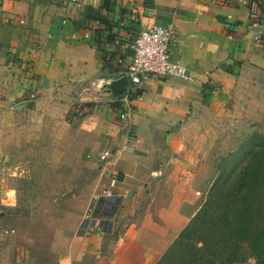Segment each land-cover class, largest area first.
Returning a JSON list of instances; mask_svg holds the SVG:
<instances>
[{
  "label": "crops",
  "instance_id": "obj_1",
  "mask_svg": "<svg viewBox=\"0 0 264 264\" xmlns=\"http://www.w3.org/2000/svg\"><path fill=\"white\" fill-rule=\"evenodd\" d=\"M153 26L172 27L171 59L189 68L193 82L144 79L132 99L115 96L111 83L129 74L136 41ZM259 80L264 0H0V192L8 180L7 147L22 118L99 105L87 123L96 157L108 153L103 172L111 195L101 200L110 207H97L100 230L87 220L83 232L99 247L106 240L108 264H138L147 244L140 227L184 229L194 201L183 197L210 184L201 158L207 152L198 147L212 123L208 115L217 120L242 93H252L245 84ZM1 236L0 264H36L27 248ZM58 262L76 264L68 257ZM42 264L52 263L45 257Z\"/></svg>",
  "mask_w": 264,
  "mask_h": 264
},
{
  "label": "rangeland",
  "instance_id": "obj_2",
  "mask_svg": "<svg viewBox=\"0 0 264 264\" xmlns=\"http://www.w3.org/2000/svg\"><path fill=\"white\" fill-rule=\"evenodd\" d=\"M243 88L244 91L252 89V93H242L243 98H236L238 104L227 108L224 114L220 112L217 120L212 113L208 115L212 123H206L209 131L203 132L200 140L205 142L198 147L207 152L201 158L211 175L210 184L201 195L183 197L194 201L193 206L189 204L188 214L190 217L192 212L193 217L184 229H172L170 234L164 226L154 225L153 233L141 226L140 240L147 244L140 246L138 264H151L168 254L174 261L165 264H211L214 261L225 264V258L231 254L230 249L225 253L224 246L230 244L221 234L225 229L216 226L209 230L194 224L193 220L204 210L217 178L222 174L235 178L238 169L246 167L253 153L264 146V81L245 84ZM98 106L82 104L67 116H48L44 110H39L22 118L11 148L7 147L2 171L8 180L4 183L5 191L0 192V239L3 233L4 240L16 243L19 250L27 248L35 255L32 259H36V264H42L45 257L46 262L52 264L65 257L76 264L82 260L86 264H106V240L99 247L94 237L87 240V233L83 232L91 210L110 207L107 202L101 204L108 193L103 172L105 160L95 155V134L87 123L99 111ZM233 153L241 160V168L235 167L236 162L230 156ZM220 183L216 190L224 188L223 181ZM219 200L215 207H221L222 195ZM188 228L191 235L187 234L185 245L176 247L179 235ZM237 250L239 259L235 264H256L247 243H242ZM20 252L27 256L25 251Z\"/></svg>",
  "mask_w": 264,
  "mask_h": 264
},
{
  "label": "trees",
  "instance_id": "obj_3",
  "mask_svg": "<svg viewBox=\"0 0 264 264\" xmlns=\"http://www.w3.org/2000/svg\"><path fill=\"white\" fill-rule=\"evenodd\" d=\"M107 8L110 6L105 3L104 9ZM107 68L112 70L113 66L108 63ZM132 93L131 89L128 93L131 99L133 98ZM134 94L141 95L142 91H136ZM230 156L236 162L235 167L240 166L241 168V160L237 155L233 153ZM251 159L246 167L244 166L242 170L238 169L239 173L235 178H232L230 174H226L225 177L222 174L217 178L204 210L202 209L193 220L194 224L202 228L213 229L215 227L216 229V226H221L225 229L221 234L225 240L230 241L228 247L224 246L225 253L228 249L231 250V254L225 258V264H235L238 261L237 247H241L242 243L249 245L256 264H264V146L255 151ZM222 181L224 188L216 190L219 185L221 186L220 182ZM221 195V207H215L218 205ZM187 234L190 237L191 230L189 228L179 235V240L175 243L176 247L185 245ZM169 260L170 262L174 261V258L169 254L164 255L158 264H165ZM189 264H195V262ZM211 264L217 263L214 261Z\"/></svg>",
  "mask_w": 264,
  "mask_h": 264
},
{
  "label": "built area",
  "instance_id": "obj_4",
  "mask_svg": "<svg viewBox=\"0 0 264 264\" xmlns=\"http://www.w3.org/2000/svg\"><path fill=\"white\" fill-rule=\"evenodd\" d=\"M216 3V2H214ZM172 27L153 26L141 32L133 49L134 57L127 78V89L125 93L128 99V93L133 86H140L144 79H179L191 83L193 76L188 67L173 62L171 59V47L173 40ZM125 118V114L122 115ZM108 153L100 156V159L106 160ZM117 179L110 182V187H114ZM111 192L108 190L107 196ZM96 210H91L87 218L92 221V230H100L98 217L95 216ZM14 232V231H12Z\"/></svg>",
  "mask_w": 264,
  "mask_h": 264
},
{
  "label": "water",
  "instance_id": "obj_5",
  "mask_svg": "<svg viewBox=\"0 0 264 264\" xmlns=\"http://www.w3.org/2000/svg\"><path fill=\"white\" fill-rule=\"evenodd\" d=\"M127 82V78L122 77L111 83L110 87L115 96L125 95L127 89Z\"/></svg>",
  "mask_w": 264,
  "mask_h": 264
}]
</instances>
